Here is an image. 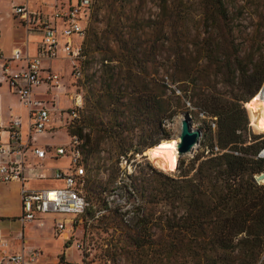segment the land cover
I'll use <instances>...</instances> for the list:
<instances>
[{"label": "rangeland", "instance_id": "374dc122", "mask_svg": "<svg viewBox=\"0 0 264 264\" xmlns=\"http://www.w3.org/2000/svg\"><path fill=\"white\" fill-rule=\"evenodd\" d=\"M103 1H97L88 21L87 35L83 42V58L80 62L81 78L76 79L71 73L68 60H53L46 64H51L52 70L62 76L61 88H54L46 93L42 86L35 91L39 98L54 104L49 106L56 113L70 109L74 98H82L80 120L74 124L73 129L84 126L82 134L85 139L89 137L91 140L87 146L91 153L85 162L88 180L98 189L105 188L100 197L107 201L108 208L98 210L100 202L90 197L88 207L91 209L78 217L81 222H74L73 228L67 223L66 229L59 236H54L52 230V219L58 214H43L45 224L41 227L36 222L25 223V246L37 247L42 251V257L37 264H154L156 253L167 245L170 232L156 227L139 231L138 235L145 240L143 248L136 247L130 238L139 213L133 206L142 200H153L151 193H154L157 181L161 180L151 167L164 175L178 177L180 171L196 155L204 151V156H207L209 152V148H199L198 144L192 152L177 157L176 168L174 164L172 168L162 166L157 156L152 158L153 164L147 155H158L165 149V145L178 136L179 117L188 112L184 101L180 99L178 106L173 107L176 110L175 116L171 121L167 120L164 126L171 132V140L160 149L159 146L154 151L146 149L148 158H142L138 154L132 156L138 143L149 142L156 128L150 116L136 108L134 97L129 95L115 105L106 102L104 94L108 89V68L102 66L103 60L116 59L118 56L117 61H104V64L116 66L114 74L122 77L128 70L137 71L141 68V63L131 56L145 54L144 58L152 60V63L146 65L150 77L156 74L162 81L167 79L179 88L181 94L186 92L189 95V100L195 107V110L188 112L191 125L202 134L207 132L208 125L215 132L217 124L215 118L200 115L199 109L204 108L199 104V98L213 94L228 99L231 93L238 91V74L233 82V78L223 70L225 64L232 61L235 55L239 56L249 72L257 69L264 80V0H221L224 18L215 13L216 0H166L165 4L163 0H115L114 8L110 2ZM42 2H45L44 7L50 13L52 0H30L29 5L34 9ZM61 2L62 0L59 1ZM9 4L10 0L0 2V29L8 38L6 49L10 51L14 45H25V34L7 16ZM162 6L165 7L162 9ZM82 21L81 24H84L85 21ZM36 41L37 37L28 39L30 54L34 52ZM77 41L80 39L75 37V42ZM0 43L2 44V39ZM208 46L214 51L211 59L205 58ZM125 55L128 57H124ZM120 84L125 85V82L118 79L111 88L117 89ZM263 87L264 81L256 95L260 94ZM167 94L172 99L176 96L169 91ZM0 95L2 121L19 117L26 123L27 110L19 97L10 92L4 83L1 85ZM255 97L243 105L250 124L253 122L250 135L243 134L247 145L254 142L253 135L264 138V115L260 111L264 109L252 103ZM99 99L104 103H98ZM96 138L101 143L94 152L92 144ZM85 139L83 138V142ZM67 140L63 128L54 133L35 135V141L40 145H58L66 143ZM121 147L131 150L116 161L114 156ZM50 164L67 166L69 158H60ZM139 169L147 178L148 184L143 196L132 190V177L127 176L137 175ZM123 180L130 185L133 191L131 194L122 188ZM263 183L264 181L261 184ZM5 203L9 207L6 214L18 213L15 192H10ZM125 211L128 212L124 213ZM145 212L153 218L158 213L152 202L146 204ZM10 223L12 234L21 230L19 222ZM64 234L68 238L64 239ZM158 235L157 242L150 240V236ZM11 245L17 249L21 246V241L14 237Z\"/></svg>", "mask_w": 264, "mask_h": 264}, {"label": "trees", "instance_id": "16d2710c", "mask_svg": "<svg viewBox=\"0 0 264 264\" xmlns=\"http://www.w3.org/2000/svg\"><path fill=\"white\" fill-rule=\"evenodd\" d=\"M103 2H110L112 8L115 6V0ZM166 2L163 0V4ZM222 9L221 0H216L215 13L224 18ZM206 52L205 58L211 59L214 55L211 46H208ZM144 55H130L141 63V68L137 71L128 70L122 77L114 74L116 66L104 64V61H117L118 56L116 59H105L102 63L103 67L108 68V89L104 94L106 102L115 105L129 95L134 97L136 108L148 114L156 128L150 141L138 143L132 156H140L146 149L156 146L162 148L172 136L164 126L176 114L173 107L178 106L180 99L191 103L186 92H182L181 96L175 93L170 87L173 86L172 83L167 84L158 79L156 74L150 77L146 65L152 63V60L144 58ZM224 69L233 78V82L238 74V91L231 93L229 100L213 94L199 98V104L204 108L199 109V112L215 118L217 124L215 132L208 125L207 132L201 135L199 141V148H209L207 156H204V151L196 155L180 171L178 177L164 175L151 167L161 179L157 181L154 193H151L153 200H142L133 206L139 211L130 237L136 247L145 246L144 237L138 235L139 231L156 227L170 232V239L156 253L154 264H264V183H257L253 177L255 173L264 170V158H257L259 151L264 148V138L253 135L254 142L247 145L243 135H250L251 130L243 105L259 92L264 80L257 69L249 72L237 55L225 64ZM118 79L123 80L125 85L120 84L117 89L111 88ZM128 89L130 93L127 94ZM167 91L175 94V98L172 99ZM260 97L261 93L256 95L252 103L264 109L259 103ZM97 102L104 103L101 99ZM191 105L195 109L192 103ZM260 111L264 115V110ZM79 120L80 115L77 121ZM83 129L84 126L75 129L69 127L68 134L78 135L83 140ZM97 138L92 144L94 152L101 143ZM90 141L87 137L83 142L84 165L91 153L87 148ZM156 148L149 150L154 151ZM130 150L131 148H119L114 156L116 161L125 157ZM138 172L137 175L127 176L132 177V190L143 196L148 187L147 178L141 169ZM83 188L87 202L92 197L100 202L98 210L108 208L107 201L100 197L105 188L98 189L89 183L87 169ZM122 188L128 194L133 192L124 180ZM128 199L127 197V201ZM149 202L154 204L158 212L154 218L145 212ZM90 209L87 205L85 211ZM150 240L157 242L159 235L150 236Z\"/></svg>", "mask_w": 264, "mask_h": 264}, {"label": "built area", "instance_id": "2783aa9c", "mask_svg": "<svg viewBox=\"0 0 264 264\" xmlns=\"http://www.w3.org/2000/svg\"><path fill=\"white\" fill-rule=\"evenodd\" d=\"M16 1L10 0L11 16L27 31L39 33L41 40L36 56L29 57L22 55L20 50H14L12 58L5 60L1 66L2 78L27 110L28 136L23 137L22 123L19 118L11 120L7 126L0 124V186L15 181L19 183L21 206L19 220L22 224L41 219L40 214H58L53 218V233L54 236H59L66 229L67 223H70V228H73L74 222H81L78 217L88 205L83 188L86 176L83 163V140L78 135H69L68 142L59 146L32 144L30 135L45 133L50 130L52 124L50 109L44 101L32 95V89L43 83L52 87L60 86L61 75L50 68L44 73L41 66L42 60L53 61L60 58L68 60L72 74L76 79L81 78L80 62L83 58V42L96 0H62L61 3H59L60 0H52L50 13L31 8L30 0ZM82 20L85 21L84 24H81ZM75 37H78L80 41L75 42ZM12 60H23L24 68L15 72L11 71L9 62ZM166 83H169L167 79ZM170 87L181 96L180 90L175 86ZM184 103L188 110H195L189 101L184 100ZM82 107V98L80 96L74 98L73 106L66 113L67 131L69 127L73 128ZM200 115L204 116V113L200 112ZM249 127H252L250 122ZM3 136L6 137L3 139ZM234 154L238 153L234 152ZM29 155L37 160L66 156L70 162L66 167L55 168L48 175L43 166L28 163ZM257 158H264V148L259 151ZM27 170L31 171L29 175ZM47 179L60 181V184L47 187L28 185L29 180ZM59 214H71V216H59ZM8 245V239L0 230V264H32L41 254L39 249L27 251L24 244L21 250L11 252Z\"/></svg>", "mask_w": 264, "mask_h": 264}, {"label": "crops", "instance_id": "0c3cea01", "mask_svg": "<svg viewBox=\"0 0 264 264\" xmlns=\"http://www.w3.org/2000/svg\"><path fill=\"white\" fill-rule=\"evenodd\" d=\"M44 5H45V2H42V3L39 4V7H35L34 9H39V10H42L43 12L46 11V13H47V10L45 9ZM7 16L22 31L21 33L25 34V43H24L25 45L24 44H23L24 46H16V45H14L12 47V49L9 51L8 49H6V43L8 41V38L6 37V34L4 32H2V29H0V41L2 39V44L0 43V88H1V85L3 83L8 86L7 82L4 81V79L2 78V74H1V66H2L3 62L5 60H10L12 58L14 50H20L22 52V55H28L29 57L36 56L37 55V50H38V45H39L40 40H41V35L39 33L27 31L26 28L21 26L18 23V21L11 16V11H10L9 6L7 7ZM32 37H37V41H36V43H34V52H33V54H30L29 48H28L29 47L28 39L32 38ZM55 60H57V59H55ZM60 60H63V59L60 58ZM46 62H51V61H48V60H42L41 61V66H42V69H43L44 73H46L48 68H50L52 70L51 64L48 65V64H46ZM24 65L25 64H24L23 60H20V61L12 60V61L9 62V68L13 72L21 70L22 68H24ZM61 80H62V76H61ZM42 86L45 87V92L46 93H50L54 88L55 89H58L59 87L61 88V85L59 87H52V86H50L47 83H43L42 85L32 89V95L35 98H38V99L44 101L46 106L50 109L51 114H52L51 128H50V130H48L45 133L46 134L49 133V132L50 133L51 132L54 133V132H57L58 130H61V128H63L65 130V133H66L67 138L69 140V134H68V131H67L66 126H65L66 113L69 110V108H67L66 110H60L58 113L53 111V109L50 108L49 104H52V106H54V104L50 103V101H48V100L46 101V100H43L42 98H39L37 93H36V91H35L36 89H38L39 87H42ZM8 88H9V86H8ZM9 90H10V88H9ZM0 97H1V95H0ZM17 118H19V117H17ZM13 119H16V118H10L6 122H3L1 117H0V124L2 126H7L11 122V120H13ZM19 119L21 120V123H22V134H23V137L26 138L28 136L27 121H26V123H24L21 118H19ZM27 120H28V117H27ZM45 133H42V134H45ZM35 135H38V134L37 133H32L30 135V141L34 145H37V146H59V145H62V144H58V145H47V144H41L40 145V144H37V142L35 141ZM5 137L6 136H3V139ZM68 140H67V142H68ZM63 144H65V143H63ZM65 157L66 156L59 157V158H56V159H52L50 157H46L44 160H37L32 155H29L28 156V163L30 165H35L36 164V165L43 166L44 170H46V172L49 175V174L52 173V171L55 168L59 167V166L51 165L50 162L54 161V160H58L60 158H65ZM63 167H66V166H63ZM26 172L28 173V175L31 173L30 170H27ZM58 184H60V181H55V180H52V179H47V180H29L28 181V185L29 186H33V187H47V186H54V185H58ZM10 192H15L16 193V198L18 200V207H19V211H18L17 214H6V211H8L9 207L7 206V204L5 202H6V198L10 195ZM0 200H1V202H0L1 203L0 204V207H1V209H0V215H1L0 216V230L3 233V235L8 239V242H9L8 249L11 252L19 251V250L22 249V244H24V246H25V239H24L23 229H24L25 223H27V222H25V223L22 224L21 221L19 220V215H20V211H21L20 199H19V183L15 181V182L7 183V184H2L0 186ZM43 217H44V215L40 214L39 218H41V219L33 220V221H29V222H36L37 225L39 227H41V226H43L45 224V221H44ZM10 218H13L14 220H10ZM15 221H17V222H19L21 224V230L18 231V232H15V234H12V231H11V228H10V224H11L10 222L13 223ZM52 230H53V219H52ZM21 235H22L23 238L21 237ZM14 237L21 241V246L18 247L17 249H14L12 247V245H11V240ZM67 237H68L67 234L63 235L64 239H66ZM25 249L28 251V250H31V249H38V248L37 247H29L28 248L27 246H25ZM40 252H41V254L38 257L37 261H35L32 264H37L39 262L40 258L42 257V251L40 250ZM40 264H42V263H40Z\"/></svg>", "mask_w": 264, "mask_h": 264}, {"label": "water", "instance_id": "95a60500", "mask_svg": "<svg viewBox=\"0 0 264 264\" xmlns=\"http://www.w3.org/2000/svg\"><path fill=\"white\" fill-rule=\"evenodd\" d=\"M190 118L191 117L189 113L185 112L184 118L181 122L180 132L178 134V143L176 145L178 158L192 152L199 144V141L201 139V131L192 128ZM140 156L147 157L145 151ZM253 177L257 183H262L264 181V171H261L258 174H254Z\"/></svg>", "mask_w": 264, "mask_h": 264}, {"label": "bare ground", "instance_id": "6f19581e", "mask_svg": "<svg viewBox=\"0 0 264 264\" xmlns=\"http://www.w3.org/2000/svg\"><path fill=\"white\" fill-rule=\"evenodd\" d=\"M260 93H261V98H260L259 102H260V104L262 106H264V89L262 91H260ZM253 97H255V95ZM183 118H184V113L181 114V116L179 117V122H178L179 126H181V122H182ZM251 121H252V119H251ZM251 125L253 126V122H252ZM177 143H178V136L175 137L174 141H171L170 143H168L166 145L165 149L163 151L159 152L158 155L157 154H154V153H151V154L147 153V155L150 156V160L151 161H152V158H154L155 156H157L159 158L162 166H164L166 168H172L173 167V164H174V166L176 168V166H177V157H178L177 156V152H176V145H177ZM156 147H153V148H156ZM153 148H150V149H153ZM152 163L154 164L153 161H152Z\"/></svg>", "mask_w": 264, "mask_h": 264}]
</instances>
